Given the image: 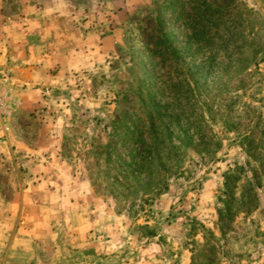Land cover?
<instances>
[{
	"label": "rangeland",
	"instance_id": "obj_1",
	"mask_svg": "<svg viewBox=\"0 0 264 264\" xmlns=\"http://www.w3.org/2000/svg\"><path fill=\"white\" fill-rule=\"evenodd\" d=\"M0 84V264H264V0H0Z\"/></svg>",
	"mask_w": 264,
	"mask_h": 264
},
{
	"label": "built area",
	"instance_id": "obj_2",
	"mask_svg": "<svg viewBox=\"0 0 264 264\" xmlns=\"http://www.w3.org/2000/svg\"><path fill=\"white\" fill-rule=\"evenodd\" d=\"M8 92L5 91L0 84V138L3 137L6 123L12 113V103L8 97Z\"/></svg>",
	"mask_w": 264,
	"mask_h": 264
},
{
	"label": "trees",
	"instance_id": "obj_3",
	"mask_svg": "<svg viewBox=\"0 0 264 264\" xmlns=\"http://www.w3.org/2000/svg\"><path fill=\"white\" fill-rule=\"evenodd\" d=\"M161 35H162V34H161ZM162 36H163V39H164V40H165V39L167 40V36H166L164 33H163ZM225 187H226L227 191H229L230 188H228L227 185H226ZM226 208H228V209H227V213H226L225 215H226L227 217H231V216H230V212H231V210H230L229 205H228V206L226 205ZM225 215H223V212H219V218H220V219H222V217L225 216Z\"/></svg>",
	"mask_w": 264,
	"mask_h": 264
}]
</instances>
